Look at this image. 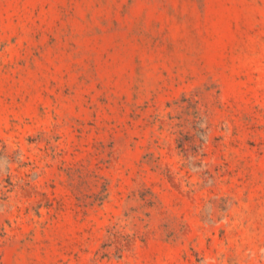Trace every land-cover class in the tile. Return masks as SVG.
Segmentation results:
<instances>
[{
  "label": "rangeland",
  "instance_id": "rangeland-1",
  "mask_svg": "<svg viewBox=\"0 0 264 264\" xmlns=\"http://www.w3.org/2000/svg\"><path fill=\"white\" fill-rule=\"evenodd\" d=\"M0 264H264V0H0Z\"/></svg>",
  "mask_w": 264,
  "mask_h": 264
}]
</instances>
